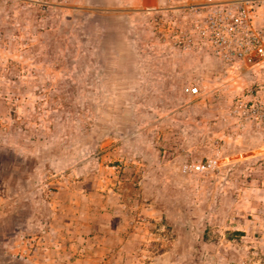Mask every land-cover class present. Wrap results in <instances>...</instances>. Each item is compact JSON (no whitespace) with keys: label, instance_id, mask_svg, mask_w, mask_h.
Wrapping results in <instances>:
<instances>
[{"label":"rangeland","instance_id":"374dc122","mask_svg":"<svg viewBox=\"0 0 264 264\" xmlns=\"http://www.w3.org/2000/svg\"><path fill=\"white\" fill-rule=\"evenodd\" d=\"M208 1L0 0V264H264V62L182 44Z\"/></svg>","mask_w":264,"mask_h":264},{"label":"built area","instance_id":"2783aa9c","mask_svg":"<svg viewBox=\"0 0 264 264\" xmlns=\"http://www.w3.org/2000/svg\"><path fill=\"white\" fill-rule=\"evenodd\" d=\"M191 16L182 32L184 46H198L232 73L261 67L264 62V0H210ZM195 88H186V91ZM236 111L264 126V100L238 99Z\"/></svg>","mask_w":264,"mask_h":264}]
</instances>
